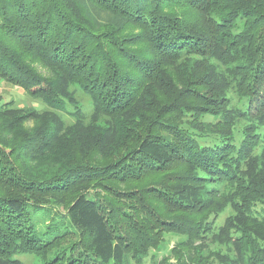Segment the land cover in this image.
Listing matches in <instances>:
<instances>
[{
    "label": "trees",
    "instance_id": "1",
    "mask_svg": "<svg viewBox=\"0 0 264 264\" xmlns=\"http://www.w3.org/2000/svg\"><path fill=\"white\" fill-rule=\"evenodd\" d=\"M75 7L88 9L95 21L109 25L117 33L123 34L132 23L136 24L144 34L141 40L148 50L143 56L137 51L135 55L123 47L126 41L120 46L121 39L117 35L115 38L108 34L94 35ZM190 14H199V19L192 22ZM215 15L218 19L213 18ZM239 19L244 20L245 30L233 36V27ZM262 36L264 0H0V79L21 87L30 97L47 104L51 112L48 118L40 120L42 129L56 133L55 136L61 132L63 127L55 113L65 111L68 91L74 87L91 98L93 125L98 123L100 115H105L115 120L118 132H124L125 136L129 135L131 127L138 131V145L131 156H135L140 173L153 171L163 177L157 185L165 187L157 191L162 195L159 201H165V205L169 202L170 209L166 211L169 213H162L156 205L154 208L145 188H141L142 191L138 188L140 193L135 202L148 220H142L143 225L129 220L131 234L134 233L133 247L120 232L124 223L119 221L114 208H105L106 202L95 194H85L79 189L68 193L71 200L66 213L69 225L87 235L89 241L79 255L70 257L66 264H128L137 256L143 259L147 256L135 252L142 247L136 240L138 236L143 237L144 230L151 233L152 227L157 236L163 228L186 236V242L193 239V234L198 238L203 221L216 219L221 212L212 208L215 199L226 197L224 190L233 182L239 200L236 206L231 204L232 207L238 214L249 211L250 191L238 181L236 174L245 159L239 155L234 158L235 146L223 142L214 144L212 136H206L209 141L205 142L204 137L179 123L184 120L200 125L205 111H201L196 100L186 96V92L192 94L186 88L193 75L178 63L191 60L193 56H212L228 66L240 58L250 60L255 55L251 50L254 42L263 41L255 47L257 54H262L251 88L253 95L262 93L264 96V87L258 83L262 81L261 73L264 77ZM246 49L251 50V54ZM119 52L121 55L117 58H121L125 67L132 66V71L116 61L114 54ZM222 76L224 79V75H220V80ZM212 81L213 78L207 77L205 82ZM205 100L206 104L213 102L211 98ZM259 101L263 112L264 100ZM124 115L126 118H122ZM225 115L231 120L241 118L233 111ZM72 116L76 118L75 113ZM250 126L245 131L247 139ZM58 139L56 136L50 148L60 142ZM247 139L240 149L244 155L250 153L244 149L249 144ZM108 168L114 171L115 166L110 164L95 171L105 172ZM133 171L130 168V172ZM83 172L90 174L91 170ZM76 173L72 172L71 176ZM65 180L59 178L60 184L66 183ZM62 186L66 189L65 184ZM0 212H4V218L0 217V242L4 244L1 257L8 256L10 263L18 264L12 260L15 244H28L33 252L51 246L52 241L44 242L37 231L26 225L31 213L23 199L0 197ZM185 213L188 221L175 225L178 216ZM255 219L264 227V212ZM259 240L264 242V237L259 236ZM29 248L26 246L24 251L29 252ZM147 248L152 246L147 245Z\"/></svg>",
    "mask_w": 264,
    "mask_h": 264
},
{
    "label": "rangeland",
    "instance_id": "2",
    "mask_svg": "<svg viewBox=\"0 0 264 264\" xmlns=\"http://www.w3.org/2000/svg\"><path fill=\"white\" fill-rule=\"evenodd\" d=\"M75 9L94 35L108 34L111 38L117 35L121 39L120 46L121 42L126 41L123 47H127L135 55L137 51L143 56L148 50L141 40L144 34L136 24L132 23V26L121 34L113 31L109 25L95 21L88 9ZM216 17L213 16L218 19ZM189 18L193 22L199 19V14H190ZM244 23L242 19L236 22L233 36L245 30ZM262 42H254L251 50L255 55L251 56L250 60L246 57L240 58L228 66L222 65L212 56H193L191 60L186 59L178 63L193 75L191 82L185 87L192 94L186 92V96L196 100L201 111H205L201 116L200 125L184 120L179 123L195 135L204 137L205 142L209 141L206 136H212L214 144L223 142L235 146L234 158L239 155L241 159H245L236 174L238 181L250 191V198H247L249 211L238 214L232 207L231 204L236 206V200H239L233 182L231 187L227 186L224 190L226 197L215 199L216 203L212 208L221 212L216 219L210 217V221L209 218L208 222L203 221L198 238L193 234V239L186 242V236L164 231L163 228H160V235L157 236L152 227L151 233L144 230L143 237L138 236L136 240L142 247L135 252L147 257L141 260L137 256L128 264H259L264 261V242L259 240V236L264 237V227L255 222V218L264 212V110L261 112L259 101L264 100V96L262 93L253 95L251 88L255 68L260 63L262 54H257L255 47ZM246 50L251 54V50ZM118 55H121V52L114 54L116 61H121L123 68L132 71V66L125 67L121 58H117ZM201 63L205 66L199 65ZM242 73L244 78L238 86ZM220 75H224V79L222 76L220 80ZM261 76L262 81L258 83L263 88V73ZM207 77L213 78L209 84L205 82ZM74 90L75 93H72ZM208 98L213 102L206 104L205 99ZM92 110L88 94L71 87L65 111L55 113L63 127L56 135L60 142L50 148L56 133L45 131L40 126V120L48 118L47 114L51 112L47 104L41 99L30 97L21 87L0 79V197L23 199L31 213L26 225L37 231L44 242L52 241L49 248H37V252H33L28 244H15L12 260L18 264H66L70 257H77L88 245V236L75 231L66 216L71 203L68 193L78 189L85 194H95L106 202L105 208L115 209L120 217L119 221L124 223L120 232L132 243L131 247L135 241L129 220L138 225H143L148 220L147 217L144 218L140 205L135 202L140 193L138 188H145L144 191L154 208L156 205L162 213H169L166 212L170 209L169 202L165 205V201H159L162 195L157 191L165 187L157 185L163 177L153 171L140 173V167L134 161L135 156H131L138 145V131L131 127L129 135L125 136L124 132H118L115 120L105 115H100L98 123L93 125L90 120ZM217 111L221 112L216 114ZM230 111L237 113L241 118L231 120V117L225 115ZM72 113H75L76 118ZM122 118H126L125 115ZM250 124V136L247 139L245 131ZM91 131L94 132L93 135ZM245 139L249 140V147L247 145L244 148L245 151H250L247 155L242 154L240 150ZM64 143L67 145L63 147ZM83 155L86 156L82 157ZM110 164L115 166L114 171H110V168L105 172L95 171ZM130 168L134 169L136 176H131L133 173ZM85 170H91V173H84ZM76 171L78 173L71 176V173ZM65 176H68L67 180ZM59 178L66 181L62 182L66 189L62 188L63 184H60ZM31 188L34 191H30ZM150 212L156 218V215ZM257 213L259 214L256 216ZM0 215L4 218V212H0ZM123 215H126L125 218ZM178 218L175 225L188 221L189 217L185 213L180 214ZM156 225L158 227V224ZM135 232L139 234V231ZM1 243L3 242H0V251L4 249V244ZM147 245L152 248H147ZM26 246L30 249L29 252L24 251ZM0 264L12 263L9 262L8 256H0Z\"/></svg>",
    "mask_w": 264,
    "mask_h": 264
}]
</instances>
